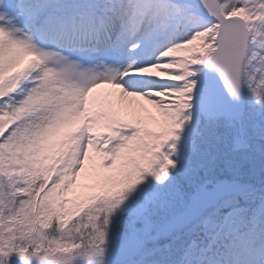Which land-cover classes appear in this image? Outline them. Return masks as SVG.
Returning <instances> with one entry per match:
<instances>
[{"label": "snow or ice", "instance_id": "6c2138e0", "mask_svg": "<svg viewBox=\"0 0 264 264\" xmlns=\"http://www.w3.org/2000/svg\"><path fill=\"white\" fill-rule=\"evenodd\" d=\"M0 264H264V0H0Z\"/></svg>", "mask_w": 264, "mask_h": 264}]
</instances>
